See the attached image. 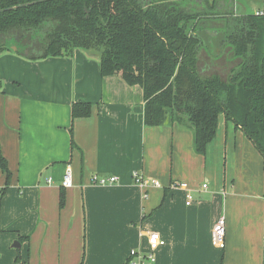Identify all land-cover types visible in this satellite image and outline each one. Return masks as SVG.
I'll list each match as a JSON object with an SVG mask.
<instances>
[{
	"label": "crops",
	"instance_id": "obj_1",
	"mask_svg": "<svg viewBox=\"0 0 264 264\" xmlns=\"http://www.w3.org/2000/svg\"><path fill=\"white\" fill-rule=\"evenodd\" d=\"M258 1L235 0L244 14L264 11ZM0 81V155L11 172L2 191L0 169V264H127L132 249L148 250L150 231L165 240L156 264H264V157L233 121L221 115L198 153L187 124L146 125L141 86L103 76L100 56L84 49L39 59L6 50ZM76 101L92 114L73 121ZM135 171L161 186L144 191ZM93 174L118 181L92 184ZM221 216L224 249L212 242Z\"/></svg>",
	"mask_w": 264,
	"mask_h": 264
},
{
	"label": "trees",
	"instance_id": "obj_2",
	"mask_svg": "<svg viewBox=\"0 0 264 264\" xmlns=\"http://www.w3.org/2000/svg\"><path fill=\"white\" fill-rule=\"evenodd\" d=\"M13 45L34 59L95 52L103 76L141 86L146 125L187 124L206 154L224 115L264 157V13L235 0H0V53ZM92 112L72 104L73 121ZM0 169L5 191L2 155Z\"/></svg>",
	"mask_w": 264,
	"mask_h": 264
},
{
	"label": "built area",
	"instance_id": "obj_3",
	"mask_svg": "<svg viewBox=\"0 0 264 264\" xmlns=\"http://www.w3.org/2000/svg\"><path fill=\"white\" fill-rule=\"evenodd\" d=\"M257 14H263L264 11H258ZM136 183L145 191L149 186H161L156 179L146 178L141 172L135 171L133 174ZM117 176H104L99 174L92 175V184L108 185L116 183ZM62 184L65 188H70L74 185L73 170L70 165L67 166ZM180 187H187V184L179 183ZM207 185L205 184L204 187ZM192 195L188 194L187 204L191 203ZM212 242L214 246L220 249L226 247V218L221 216L215 223L212 230ZM165 244V240L158 231L148 232V250L144 251L141 248L132 249L130 252L128 264H156V251L159 247Z\"/></svg>",
	"mask_w": 264,
	"mask_h": 264
},
{
	"label": "rangeland",
	"instance_id": "obj_4",
	"mask_svg": "<svg viewBox=\"0 0 264 264\" xmlns=\"http://www.w3.org/2000/svg\"><path fill=\"white\" fill-rule=\"evenodd\" d=\"M247 2L250 4L251 7H254V6L255 7H262L261 4H260V1H258V0H256V1L255 0L254 1L253 0H250V1L247 0ZM253 13H255V11H253ZM202 67H204V66H202Z\"/></svg>",
	"mask_w": 264,
	"mask_h": 264
},
{
	"label": "water",
	"instance_id": "obj_5",
	"mask_svg": "<svg viewBox=\"0 0 264 264\" xmlns=\"http://www.w3.org/2000/svg\"><path fill=\"white\" fill-rule=\"evenodd\" d=\"M13 49H14V50H18V46H17V45H13ZM25 54H26V55L29 54V50H28V49L25 50Z\"/></svg>",
	"mask_w": 264,
	"mask_h": 264
}]
</instances>
